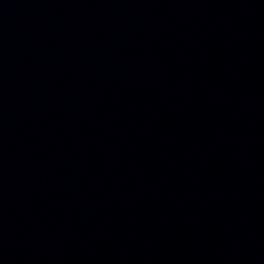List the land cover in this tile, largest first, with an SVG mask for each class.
<instances>
[{
  "label": "water",
  "instance_id": "obj_1",
  "mask_svg": "<svg viewBox=\"0 0 264 264\" xmlns=\"http://www.w3.org/2000/svg\"><path fill=\"white\" fill-rule=\"evenodd\" d=\"M0 264H264V0H0Z\"/></svg>",
  "mask_w": 264,
  "mask_h": 264
}]
</instances>
